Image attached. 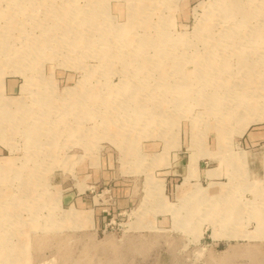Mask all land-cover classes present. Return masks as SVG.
<instances>
[{"label": "rangeland", "instance_id": "1", "mask_svg": "<svg viewBox=\"0 0 264 264\" xmlns=\"http://www.w3.org/2000/svg\"><path fill=\"white\" fill-rule=\"evenodd\" d=\"M0 264H264V0H0Z\"/></svg>", "mask_w": 264, "mask_h": 264}, {"label": "bare ground", "instance_id": "2", "mask_svg": "<svg viewBox=\"0 0 264 264\" xmlns=\"http://www.w3.org/2000/svg\"><path fill=\"white\" fill-rule=\"evenodd\" d=\"M59 12H60V11H59ZM94 13H95V12H94ZM86 14H88V13H86ZM61 15H62V14H61ZM93 16H94V15H93ZM93 16H92V17H93ZM95 18H96V17H95ZM103 38H104V37H103ZM76 39H77V37H76ZM70 41H71V40H70ZM86 41H87V40H86ZM86 41H85V42H86ZM105 41H106V40H105ZM77 43H78V42H77ZM69 44H70V43H69ZM71 47H72V46H71ZM133 49H135V48H133ZM114 58H116V57H114ZM225 66H226V65H225ZM145 67H146V66H145ZM190 71H191V70H190ZM29 79H30V78H29ZM30 80H31V79H30ZM85 85H86V84H85ZM182 85H183V84H182ZM187 89H188V88H187ZM26 90H27V89H26ZM130 96H131V95H130ZM76 97H77V96H76ZM80 98H81V97H80ZM128 99H129V98H128ZM246 99H247V98H246ZM242 100H243V99H242ZM76 101H77V100H76ZM68 102H69V101H68ZM79 102H81V101H79ZM217 103H218V102H217ZM237 103H238V102H237ZM8 105H9V104H8ZM219 105H220V104H219ZM71 107H72V105H71ZM3 111H5V110H3ZM3 119H4V118H3ZM12 120H13V119H12ZM1 121H2V120H1ZM5 125H6V124H5ZM5 125H4V126H5ZM6 126H7V125H6ZM31 131H32V130H31ZM6 249H7V248H6Z\"/></svg>", "mask_w": 264, "mask_h": 264}]
</instances>
